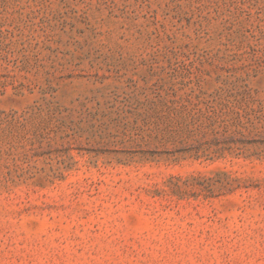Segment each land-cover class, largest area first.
Returning a JSON list of instances; mask_svg holds the SVG:
<instances>
[{"label": "rangeland", "instance_id": "374dc122", "mask_svg": "<svg viewBox=\"0 0 264 264\" xmlns=\"http://www.w3.org/2000/svg\"><path fill=\"white\" fill-rule=\"evenodd\" d=\"M0 264H264V0H0Z\"/></svg>", "mask_w": 264, "mask_h": 264}]
</instances>
